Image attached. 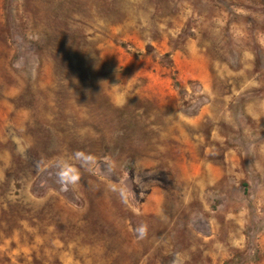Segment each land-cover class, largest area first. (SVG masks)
<instances>
[{
	"label": "rangeland",
	"instance_id": "rangeland-1",
	"mask_svg": "<svg viewBox=\"0 0 264 264\" xmlns=\"http://www.w3.org/2000/svg\"><path fill=\"white\" fill-rule=\"evenodd\" d=\"M0 264H264V0H0Z\"/></svg>",
	"mask_w": 264,
	"mask_h": 264
},
{
	"label": "clouds",
	"instance_id": "clouds-1",
	"mask_svg": "<svg viewBox=\"0 0 264 264\" xmlns=\"http://www.w3.org/2000/svg\"><path fill=\"white\" fill-rule=\"evenodd\" d=\"M78 155H79V154H78ZM59 176H60V179L63 181V180H64L63 173H60ZM73 179H75V177H73ZM141 231H142V230H141Z\"/></svg>",
	"mask_w": 264,
	"mask_h": 264
}]
</instances>
